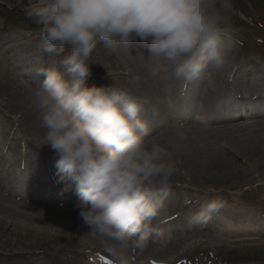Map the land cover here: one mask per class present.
<instances>
[{"label":"bare ground","instance_id":"obj_1","mask_svg":"<svg viewBox=\"0 0 264 264\" xmlns=\"http://www.w3.org/2000/svg\"><path fill=\"white\" fill-rule=\"evenodd\" d=\"M235 5L244 10L239 1ZM235 40L233 35L225 69L209 67L186 86L176 80L173 65L149 59L148 43L138 38L130 47L98 45L92 53L87 87L115 83L148 97L159 114L153 116L149 106L140 119L161 143L171 135L167 126L172 123L190 129L186 149L175 157L170 187L157 193L160 208L153 223L163 235L151 236L142 251L130 248L119 258L88 234L75 207V183L60 180L57 158L50 146H42L46 130L32 90L43 80L36 70L59 68L58 61L40 45L11 38L1 42L0 54L17 92L0 102V222L9 219L13 233L29 227L35 244L0 252V264H37L36 257L44 254L52 257L50 264H190L198 253L229 256L264 247V202L250 197L252 188H264V61L240 53ZM211 202L219 210L194 222L192 217ZM217 235L221 242L211 243Z\"/></svg>","mask_w":264,"mask_h":264},{"label":"clouds","instance_id":"obj_2","mask_svg":"<svg viewBox=\"0 0 264 264\" xmlns=\"http://www.w3.org/2000/svg\"><path fill=\"white\" fill-rule=\"evenodd\" d=\"M226 9V0H41L31 9L43 51L63 56L59 68L36 70L43 77L32 90L46 130L42 146L57 158L60 180L75 183V207L88 234L114 257L130 248L142 251L151 236L163 235L153 223L157 193L170 187L190 129L172 123L161 143L140 119L149 106L153 116L159 114L148 97L115 83L87 87L92 53L98 45L130 47L138 38L148 43L147 57L173 65L176 80L186 86L209 67H227L234 30ZM219 207L211 202L192 220L206 219ZM220 242L218 235L211 240Z\"/></svg>","mask_w":264,"mask_h":264},{"label":"rangeland","instance_id":"obj_3","mask_svg":"<svg viewBox=\"0 0 264 264\" xmlns=\"http://www.w3.org/2000/svg\"><path fill=\"white\" fill-rule=\"evenodd\" d=\"M238 1L244 10L237 11L235 9L234 5H238ZM234 2L233 5H230L226 0L228 15L234 30L233 35L237 37L235 43L239 52L244 53L247 58L252 57L264 61V0H234ZM36 6H40V3L29 5L28 0H0V43L11 38L18 39L24 44L41 46V26L30 15L31 9ZM54 58L55 62L58 61L59 63L63 56H54ZM3 60L0 54V102L12 91L17 92L16 85L8 77ZM0 179H2V175H0ZM250 197L263 203L264 188H252ZM35 209L33 207L32 210L35 211ZM1 221L3 222H0V252L9 254L11 248L23 249L25 245L33 246L35 244V236L27 233L28 230H31L29 227L20 228L19 232L13 233V225H10V220L3 219ZM218 254L215 251L198 253L195 258L190 260V264L264 263V247L250 246L234 251L229 256H219ZM51 259L52 257L45 254L36 257L37 264H50ZM102 262L109 264L108 260H102Z\"/></svg>","mask_w":264,"mask_h":264}]
</instances>
